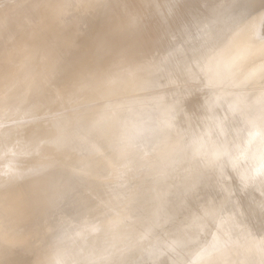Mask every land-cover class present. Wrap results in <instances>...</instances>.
Segmentation results:
<instances>
[{
	"label": "rangeland",
	"instance_id": "374dc122",
	"mask_svg": "<svg viewBox=\"0 0 264 264\" xmlns=\"http://www.w3.org/2000/svg\"><path fill=\"white\" fill-rule=\"evenodd\" d=\"M163 1L159 0L161 5L158 0H93L91 5H85L83 0H72V3L68 0H62V3L57 0H0V264H57L59 256L63 253L70 256L69 258L79 256L83 252L80 246L100 237L105 239L106 244H111L119 232L126 237L125 240L107 246L101 254L102 258L111 257L105 263L109 264V261L123 259L124 256L134 257L139 253L138 249L143 245L141 243L146 241L145 227L148 226L152 230L147 239L167 238L178 233L179 228L173 229L175 224L184 223L187 218L196 221L205 207L215 205L219 208L218 214L225 225L224 235L232 241L231 244L239 242L243 247L241 264H264V172L261 171L243 183L234 172L231 174L233 170L224 165L225 162L220 164L222 168L209 167L207 172V167L204 172V167L196 164L198 162L194 166L189 165V161L185 164L178 162L176 168L174 166V169L163 177L164 180L158 182L164 187L162 192L150 191L143 194V197L138 196L140 198L121 214L118 228L110 231L104 238L101 236L99 227L105 219L115 214V201L128 196L131 189L141 180L143 185H150V180L145 178L147 168L150 170L152 166V163H148V158L157 155L162 142L171 144L178 134L181 139L179 138L177 144L183 142L179 145L180 150L187 151L189 146L196 142L200 145L212 142V135L218 131L221 124L229 127L233 125V130L226 136H230L227 138L228 143L237 138L235 134H242L245 127L249 126L250 130L261 128L258 132L264 131V96L260 97L261 93H258L264 88V66L257 68V64H264V50H261L264 44V0H209L210 3L208 0H200L202 5L199 0H194L199 4L193 3V0ZM186 1L188 7L185 6ZM189 1L198 6L193 7ZM221 2L223 5H220ZM259 3L261 11H258ZM158 4L162 11L159 10ZM175 5L179 10H176L177 12L172 11ZM249 5L256 7L251 6L250 9ZM108 6L109 10H104ZM161 7H166L165 11L170 10L172 19L166 18L167 12L162 13L164 9ZM199 8L202 10L198 11ZM212 8L214 13L210 12ZM254 8H257L256 11ZM203 9L207 12L206 15ZM159 11L166 16L157 15L160 14ZM174 12H179V16L175 13L178 16L176 17ZM158 16L161 18L157 21ZM253 17L257 19L253 20ZM162 18L164 19L161 20ZM154 20L156 26L152 24ZM183 23L186 24L182 25ZM246 25L248 27L245 28ZM253 25L257 27L254 28ZM171 27L175 28L174 31ZM253 29L257 30H254L256 33ZM104 35L108 43L116 48H122L131 42L128 50L130 57L138 61L135 64H149L150 69L139 76L130 73L133 76H128V80L124 82L118 77L101 79L100 69L105 64H114L122 58L121 54L107 53L100 61V68L90 75H85V70L90 69L94 61H97L94 52L97 48L96 42ZM172 38L177 43H168ZM222 39L228 43L227 46ZM180 43L190 46L185 48ZM251 43H254L253 46ZM188 47L195 50L189 51ZM244 48L248 49L247 55L243 53L246 52ZM168 49L171 53L166 52ZM178 49L183 51L178 54H183L181 56L184 58L177 54ZM171 50H174V55ZM249 51L253 53L252 57ZM166 53L168 55H164ZM161 60L168 63L163 64ZM234 60L239 61V64ZM229 62L234 63V66ZM169 63L171 65H168ZM159 64L161 67H158ZM238 66L242 69H238ZM157 67L159 73L156 71ZM176 73L177 75H173ZM162 77L165 81H162ZM217 78L221 80L216 82ZM243 81L246 87L243 84V87L241 84L239 86V82ZM163 88H166V91ZM219 90L222 94H229L225 98L226 102L218 98ZM148 91L151 92V95L148 93L149 96ZM154 91L156 94H162L163 97L156 94L154 96L156 95L158 100L162 98L159 102L168 104L171 110L163 103L164 106L157 102L153 96ZM238 91L244 96L237 95ZM238 96L240 100L245 98L246 101L243 99L241 103L237 99ZM167 99L173 103H169ZM243 101L248 103L246 105L249 109ZM156 106L161 107L159 109L162 113L158 110L155 113V109H158ZM143 107L144 109H141ZM135 108L143 112L136 119H127V112ZM115 111H119L115 117H104L111 113L114 115ZM164 111L171 120L163 114ZM256 111H260L257 118ZM231 112H235L236 116ZM242 113L244 119L241 117ZM160 115H164L165 119L160 118ZM179 117L184 119L181 121ZM106 118L109 122L119 123L118 126L103 128L106 126L103 125ZM173 119L177 128L182 126L174 132L171 131ZM184 120L188 122L185 123ZM206 124L210 126L209 131ZM187 125L191 127L187 128ZM202 128L205 131L201 130ZM179 130L184 134L179 133ZM195 133L197 135L193 136ZM254 135L255 132L250 133L246 138L251 139ZM222 139L224 138L220 136V140ZM189 158L194 159L190 163L195 162L196 157ZM195 165L199 166V170ZM191 166L196 172L199 171V177L204 176L203 184L199 183L202 179L196 172L194 174L197 177L194 175L190 180L184 181L185 177L181 176L185 173L183 168L187 169V172L192 170ZM242 166L243 164L240 165ZM111 167L114 171H110ZM263 168L264 158L256 169ZM218 171L222 172L217 174ZM248 171L250 173V170ZM254 171L251 169L253 175L256 173ZM214 173L217 176L215 174L211 178ZM219 175L221 179H218ZM214 182L217 185H214ZM221 182H224L223 185ZM211 186L213 188L210 189ZM224 187L228 188L227 192ZM222 193L225 195H221ZM134 205L139 206L141 212L140 208L137 209ZM143 210L147 212L144 213ZM153 210L159 214H171L165 219L159 214L156 216ZM138 215L140 220L142 217L143 220L146 218L145 222L141 220L136 223ZM230 226L236 227L232 233L227 230ZM141 235L144 236L143 241H140ZM138 241V245L134 244ZM131 246L133 248L130 249ZM101 261L103 263L104 260Z\"/></svg>",
	"mask_w": 264,
	"mask_h": 264
},
{
	"label": "bare ground",
	"instance_id": "6f19581e",
	"mask_svg": "<svg viewBox=\"0 0 264 264\" xmlns=\"http://www.w3.org/2000/svg\"><path fill=\"white\" fill-rule=\"evenodd\" d=\"M51 1V0H50ZM54 1H56V0H54ZM58 2H59V0H57ZM64 1V0H63ZM72 0H68V2H70V3H72L71 2ZM80 1V0H79ZM82 1V0H81ZM85 3V5H87V4H92V2H93V0H83ZM97 1V0H96ZM163 1V0H162ZM168 1V0H167ZM175 1V0H174ZM191 1V0H190ZM190 1H189V4H191L190 3ZM195 1H198V0H195ZM230 1V0H229ZM240 1V0H239ZM247 1H249V0H247ZM253 1V0H252ZM251 1V2H252ZM46 2H49V1H46ZM65 2H66V0H65ZM73 2H74V0H73ZM76 2H77V0H76ZM99 2V1H98ZM158 2H159V0H158ZM161 2V1H160ZM159 2V3H160ZM164 2V1H163ZM176 2H179V0H176ZM176 2H174L175 4H176ZM182 1H180V3H181ZM183 2H184V0H183ZM181 3V4H184V3ZM192 2V1H191ZM199 2H200V0H199ZM202 2V1H201ZM201 2H200V4H201ZM207 2H209V0L207 1ZM207 2H206V4H207ZM214 2V1H213ZM216 2V1H215ZM214 2V3H215ZM245 2V1H244ZM59 3H62V0L59 2ZM87 3V4H86ZM100 3V2H99ZM173 3V4H174ZM193 3H195V4H199L198 2H194V0H193ZM193 3L191 4V5H193ZM210 3V2H209ZM238 3V2H237ZM256 3V2H255ZM74 5H75V3H73ZM72 4V5H73ZM95 4H97V3H95ZM161 4V3H160ZM165 4V3H164ZM187 1H186V3H185V6H187ZM250 4V3H249ZM252 4H254V3H252ZM257 4V3H256ZM256 4H254V5H256ZM260 4L261 3H259L257 6H258V11H261V9L259 10V6H260ZM44 5H46L45 4V1H44ZM71 5V4H70ZM98 5V4H97ZM101 5V4H100ZM162 5V4H161ZM178 5V4H177ZM202 5V4H201ZM211 5V4H210ZM220 5H223V3L221 2L220 3ZM239 5V4H238ZM254 5H251V6H254ZM158 6H159V4H158ZM172 6V5H171ZM176 6V5H175ZM183 6V5H182ZM185 6H184V8H185ZM190 6V5H189ZM196 6H198V5H196ZM196 6L195 5H193V7H195L196 8ZM212 6H214V5H212ZM217 6V5H216ZM250 6V5H249ZM251 6H250V9H251ZM262 6V5H261ZM180 7H181V5H180ZM188 7V6H187ZM236 7V6H235ZM254 7H256V6H254ZM98 8H100V7H98ZM109 6L106 8V9H104V10H109ZM163 7H161V9H162ZM172 8V7H171ZM176 8H178L177 6L172 10V11H179L178 9H176ZM191 8V7H190ZM189 8V9H190ZM198 8V7H197ZM201 8V7H200ZM198 9V11H200V10H202V9ZM209 8V7H208ZM249 8V7H248ZM253 8V7H252ZM164 10H163V12L162 13H164V11L166 10V7L165 8H163ZM181 9H183V7L181 8ZM186 9V8H185ZM184 9V10H185ZM255 9V11H256V9L257 8H254ZM253 9V10H254ZM97 10V9H96ZM100 10V9H99ZM159 10H160V6H159ZM187 10V9H186ZM193 10H196V9H193ZM209 10V9H208ZM160 11H162V10H160ZM159 11V12H160ZM170 11V10H169ZM169 11H165V12H167L166 14H167V19H169L168 17H170V14H169ZM176 11V12H177ZM189 11V10H188ZM203 11H205L204 9H203ZM219 11H221V10H218V12ZM235 11V10H234ZM243 11V10H242ZM241 11V12H242ZM248 11V10H247ZM254 11V12H255ZM84 13H86L85 11H83ZM89 12V11H88ZM87 12V13H88ZM158 12V13H159ZM176 12H174V15H175V13ZM186 12V11H185ZM195 12V11H194ZM197 12V11H196ZM210 12H212V13H214L213 12V8H212V11H210ZM209 12V13H210ZM251 12H253L252 10H251ZM179 13V12H178ZM178 13H176V14H178ZM184 13V12H183ZM187 13V12H186ZM189 13V12H188ZM198 13V12H197ZM206 11H205V15H206ZM216 13V12H215ZM235 13V12H234ZM243 13V12H242ZM256 13V12H255ZM254 13V14H255ZM262 13V12H261ZM89 14V13H88ZM87 14V15H88ZM94 14V13H93ZM160 14H161V12H160ZM157 14V15H159V16H163L164 14ZM169 14V15H168ZM171 14H172V12H171ZM182 14V13H181ZM192 14H194V13H192ZM199 14V13H198ZM202 14H203V12H202ZM91 15V14H90ZM190 15V14H189ZM251 15V14H250ZM261 15V14H260ZM262 15H263V13H262ZM261 15V16H262ZM85 16V15H84ZM92 16V15H91ZM158 16V17H159ZM164 16H166V15H164ZM173 16V15H172ZM176 16V15H175ZM175 16H173L174 18H175ZM178 16H179V14H178ZM178 16H176V17H178ZM182 16H184V15H182ZM188 16V14H186V17ZM202 16V15H201ZM220 16H221V14H220ZM256 16H258V15H256ZM83 17V16H82ZM185 17V16H184ZM193 17H194V15H193ZM197 17H198V15H197ZM240 17V16H239ZM249 17V16H248ZM250 17H252V16H250ZM259 17V16H258ZM263 17V16H262ZM84 18H86V17H84ZM160 18L161 17H159V19H157V21L158 20H160ZM165 18V19H166ZM171 18V17H170ZM180 18V17H179ZM183 18V17H182ZM189 18H190V16H189ZM188 18V19H189ZM244 18V17H243ZM254 18V17H253ZM253 18H251V19H253ZM256 19H257V17H255ZM253 19V20H256V19ZM83 19V18H82ZM154 19V18H153ZM164 18H162L161 20H163ZM172 19V18H171ZM175 19H177V18H175ZM187 19V18H186ZM187 19V20H188ZM198 19H199V17H198ZM229 19V18H228ZM264 19V18H263ZM84 20V19H83ZM90 20V19H89ZM156 20V19H155ZM154 20V22L153 21H151V22H153L152 24H154V26H156L155 25V23H156V21ZM182 20H184V18L182 19ZM191 20H193V19H191ZM195 20H197V19H195ZM227 20V19H226ZM244 20V19H243ZM84 21H86V19L84 20ZM190 21V20H189ZM201 21V20H200ZM219 21V20H218ZM232 21V20H231ZM176 22V21H175ZM179 22V19H178V21L176 22V24ZM185 22V21H184ZM204 22V21H203ZM222 22V21H221ZM248 22V21H247ZM258 22H259V20H258ZM258 22H256V24L258 23ZM192 23V22H191ZM190 23V24H191ZM198 23V22H197ZM201 23V22H200ZM147 24H150V23H147ZM152 24H150V25H152ZM173 24H174V22H173ZM186 24V23H185ZM184 23L182 24V25H185ZM199 24V23H198ZM246 23H244V25H245ZM251 24H252V22H251ZM255 24V23H254ZM193 25V24H192ZM199 25H201V24H199ZM224 25V24H223ZM237 25V24H236ZM261 25V24H260ZM264 25V24H263ZM153 26V25H152ZM174 26V25H173ZM180 26H181V24H180ZM194 26V25H193ZM258 26H259V23H258ZM174 27H177V26H174ZM174 27H171V29H173ZM187 27H189V26H187ZM226 27V26H225ZM246 27H248L247 25L245 26V28ZM253 27H254V25H253ZM257 27V26H256ZM256 27H254V28H256ZM151 28H153V27H151ZM179 29H180V27H178ZM176 29L177 31H179V29ZM185 28V27H184ZM183 28V30H185ZM199 28V27H198ZM215 28V27H214ZM147 29H148V27H147ZM170 29V31H172ZM175 29V28H174ZM174 29H173V31H174ZM181 29H182V27H181ZM218 29V28H217ZM222 29V28H221ZM242 29H243V26H242ZM258 29H259V27H258ZM263 29V28H262ZM196 30V29H195ZM205 30V29H204ZM223 30V29H222ZM227 30V29H226ZM254 30H256V29H253V31ZM260 30V29H259ZM152 31V30H151ZM176 31V32H177ZM187 31V30H186ZM189 31V30H188ZM192 32H193V29L191 30ZM198 31H199V29H198ZM202 31V30H201ZM208 31V30H207ZM250 31V30H249ZM257 31V30H256ZM256 31H254L255 33H256ZM264 31V30H263ZM159 32V31H158ZM175 32V33H176ZM180 32H183V31H181L180 30ZM191 32V33H192ZM244 32V31H243ZM174 33V32H173ZM260 33V32H259ZM102 34H104V33H102ZM107 33H105V35H106ZM172 34V33H171ZM180 34V33H179ZM178 34V35H179ZM186 34V33H185ZM184 34V35H185ZM201 34V33H200ZM213 34V33H212ZM224 34V33H223ZM228 34V33H227ZM226 34V35H227ZM238 34H240V33H238ZM250 34V33H249ZM105 35L104 36H102V37H100L98 40H97V42H96V46L95 47H97L96 48V50L94 51L95 52V56H96V60L97 61H94V65L90 68V69H87V70H85V72H84V74L85 75H90L91 73H94L93 71H95L96 69L98 70V68H100V66H101V64H100V61H101V59L103 58V57H105V55L107 54V53H117V54H121L122 55V58L118 61V62H116V63H114V64H112V63H107V64H105L101 69H100V71H101V75H100V78L101 79H106V80H110V79H113V78H116V77H118L122 82H124V81H126V80H128V76H130V77H132L133 75L134 76H139V75H143L144 73L143 72H146V71H148L150 68H149V64H146V63H144V62H140L139 64H135V63H137L138 61H135V58H132V57H130V54H129V52H128V50H129V48H130V43H126L125 45H124V47H120V48H116L115 47V45H112V44H109L108 43V41H107V37H105ZM158 35V34H157ZM182 35V34H181ZM180 35V36H181ZM189 35V34H188ZM217 35V34H216ZM242 35V34H241ZM245 35V34H244ZM243 35V36H244ZM247 35V34H246ZM153 36H156V35H153ZM187 36V35H186ZM200 36V35H199ZM222 37H223V35H222ZM158 38V37H157ZM170 38H171V36H170ZM185 38V37H184ZM187 38V37H186ZM192 38V37H191ZM227 38V37H226ZM243 38V37H242ZM249 38V37H248ZM247 38V39H248ZM252 38H254V37H252ZM154 39H156V38H154ZM161 39V38H160ZM168 39L169 38H167V41H168ZM173 39V40H172ZM172 39H170V40H172V41H169L168 43H170V42H172L171 43V45H173L174 43H177V42H175V39L174 38H172ZM206 39V38H205ZM225 39V38H224ZM181 40H183L182 38H181ZM181 40H179V41H181ZM226 40H228V39H226ZM225 40V41H226ZM166 41V42H167ZM184 41V40H183ZM220 41V40H219ZM222 41H223V39H222ZM241 41V40H240ZM242 41H243V39H242ZM250 41V40H249ZM165 42V43H166ZM196 42V41H195ZM207 42H209V41H207ZM224 42V41H223ZM245 42V41H244ZM256 42V41H255ZM188 43V42H187ZM243 43V42H242ZM246 43V42H245ZM185 43H183V44H181L180 43V45H184ZM194 44V43H193ZM200 44V43H199ZM202 44V43H201ZM209 44V43H208ZM212 44V43H211ZM224 44H226L225 42H224ZM228 44V43H227ZM227 44H226V46H227ZM249 44V43H248ZM248 44H247V46H248ZM252 44V43H251ZM254 44V43H253ZM253 44H252V46H253ZM177 45V44H176ZM188 44H186L185 46H187ZM192 45V44H191ZM203 45V44H202ZM210 45V44H209ZM221 45H223V43L221 44ZM235 45V44H234ZM245 45V44H244ZM262 45V44H261ZM185 46H183V47H185ZM188 46H190V45H188ZM195 46V45H194ZM193 46V47H194ZM224 46V45H223ZM243 46V45H242ZM250 46V45H249ZM178 47V46H177ZM180 47V46H179ZM219 47V46H218ZM222 47V46H221ZM237 47H239L238 45H237ZM243 47H245V46H243ZM258 47H260V46H258ZM264 44H263V46H262V48H261V50L263 49L264 50ZM171 49L173 48V47H170ZM185 48H187V47H185ZM189 48V47H188ZM223 48V47H222ZM234 48H236V47H234ZM253 48V47H252ZM251 48V49H252ZM183 49V48H182ZM190 49L191 50H195V48L194 49H192V48H189V51H190ZM215 48H213V50H214ZM245 49V48H244ZM250 49V50H251ZM255 49V48H254ZM256 49H257V51H258V48L256 47ZM169 51H167L166 50V52H170V49H168ZM175 51H176V47H175V49H174ZM173 50V51H174ZM224 50V49H223ZM226 50V49H225ZM239 51H241L240 49H238ZM246 50V49H245ZM253 50V49H252ZM261 50H259V52L261 51ZM172 51V50H171ZM173 51H172V54L174 55V53H173ZM178 52H177V54L179 53V51H181V52H183L182 50H180V49H178L177 50ZM185 51V50H184ZM206 51V50H205ZM256 51V52H257ZM186 52H188L187 51V49H186ZM226 52V51H225ZM224 52V53H225ZM251 51H249V55H250V57H252V54L253 53H250ZM255 52V51H254ZM264 52V51H263ZM171 53V52H170ZM176 53V52H175ZM243 53H245L246 55H247V53H248V49L246 50V52L244 51ZM242 52H241V54L240 55H242L243 54ZM171 54V55H172ZM190 54V53H189ZM197 54V53H196ZM216 54V53H215ZM260 54V53H259ZM164 55H168L167 53L166 54H164ZM178 55H180V54H178ZM177 55V56H178ZM181 55H183V54H181ZM180 55V56H181ZM188 55V54H187ZM245 55V56H246ZM177 56H175V57H177ZM238 57H239V55H237ZM171 57V56H170ZM181 57H183L184 58V56H181ZM188 57H189V55H188ZM236 57V56H235ZM243 57V56H242ZM249 57V56H248ZM249 57V58H250ZM254 57V56H253ZM164 59H165V57H163ZM186 58V57H185ZM212 58V57H211ZM223 58V57H222ZM227 58V57H226ZM249 58H247V59H249ZM164 59H162V60H164ZM177 59V58H176ZM189 59V58H188ZM234 59H237V58H234ZM246 59V60H247ZM162 60H161V63H163L164 64V62H162ZM165 60H167V59H165ZM227 60V59H226ZM251 60V59H250ZM160 61V60H159ZM215 61V60H214ZM217 61H218V58H217ZM233 61V60H232ZM234 61H236L237 63L239 62V61H237V60H234ZM241 61H243V60H241ZM249 61V60H248ZM247 61V62H248ZM171 62V61H170ZM181 62V61H180ZM189 62H190V60H189ZM196 62H199V61H196ZM226 62V61H225ZM159 63V62H158ZM160 63V64H161ZM168 62L166 61L165 62V64H167ZM175 63V62H174ZM176 63H177V61H176ZM230 64H231V62H229ZM237 63H235V65L237 64ZM242 63H244V61L242 62ZM246 63V62H245ZM135 64V65H134ZM159 64V65H160ZM211 64H212V61H211ZM233 64V66H234V63H232ZM231 64V65H232ZM239 64V63H238ZM168 65H171L170 63L168 64ZM175 65V64H174ZM256 65V64H255ZM133 66V67H132ZM201 66V65H200ZM249 67L251 66L250 65V62H249V65H248ZM262 66H264V64H262V65H258L257 64V68L259 69L260 67L262 68ZM158 67H161V65L160 66H158ZM158 67L156 68L157 70V72H158ZM163 67H164V65H163ZM202 67V66H201ZM221 67V66H220ZM225 67V66H224ZM241 66H238V69L240 68ZM244 67V66H243ZM249 67H247V68H249ZM177 68V67H176ZM202 68H204V67H202ZM208 68V67H207ZM206 68V69H207ZM210 68V67H209ZM212 68V67H211ZM260 68V69H261ZM161 69V68H160ZM206 69H204V70H206ZM217 69V68H216ZM221 69V68H220ZM229 69V68H228ZM240 69H242V67L240 68ZM245 69V68H244ZM244 69H243V71H244ZM163 70V69H162ZM162 70H161V72H162ZM168 70V69H167ZM181 70V69H180ZM215 70V69H214ZM233 70H235V69H233ZM156 71H154V73L156 72ZM221 71V70H220ZM230 71V70H229ZM242 71V72H243ZM171 72H172V69H171ZM174 72V71H173ZM191 72V71H190ZM194 72V71H193ZM203 72V71H202ZM214 72V71H213ZM219 72V71H218ZM232 72V71H231ZM240 72V71H239ZM241 72V73H242ZM130 73H132L133 75H130ZM159 73V72H158ZM212 73V72H211ZM223 73V72H222ZM237 73V72H236ZM165 74H167L166 72H165ZM193 74V73H192ZM213 74V73H212ZM220 74H221V72H220ZM162 75V74H161ZM169 75V74H168ZM173 75H177V73L176 74H173ZM195 75H197L196 73H195ZM200 75V74H199ZM209 75V74H208ZM241 75V74H240ZM163 76V75H162ZM201 76V75H200ZM203 76V75H202ZM212 76V75H211ZM158 77H159V75H158ZM164 77L166 78V75H164ZM168 77V76H167ZM192 77H194V76H192ZM204 77V76H203ZM206 77V76H205ZM228 77V76H227ZM229 77H230V75H229ZM207 78V77H206ZM238 78V77H237ZM159 79H160V77H159ZM162 81H165L164 80V78L162 77ZM168 79V78H167ZM166 79V80H167ZM204 79V78H203ZM211 79V78H210ZM231 79V78H230ZM229 79V80H230ZM158 80V79H157ZM172 80V79H171ZM221 79L220 78H217L216 79V82L217 81H220ZM228 80V79H227ZM226 80V82H228ZM244 80V79H243ZM169 81V80H168ZM175 81V80H174ZM206 81H207V79H206ZM225 81V80H224ZM223 81V82H224ZM121 82V83H122ZM151 83V82H150ZM165 83H167V81L165 82ZM171 83V82H170ZM173 83V82H172ZM190 83V82H189ZM203 83V82H202ZM238 83V82H237ZM245 83V81H243L242 83L241 82H239V86H241L242 84L243 85H245V87L247 86L246 85V83ZM1 84V83H0ZM157 84L158 85H160L158 82H157ZM174 84H175V82H174ZM207 84H208V82H207ZM213 84V83H212ZM241 84V85H240ZM156 85V84H155ZM158 85H156V87L158 86ZM169 85V84H168ZM168 85L166 86V87H168ZM171 85H173V84H171ZM192 85V84H191ZM202 85V84H201ZM205 85V84H204ZM209 85V84H208ZM243 85H242V87H243ZM162 86H163V83H162ZM162 86H159L160 88H162ZM181 86V85H180ZM213 86V85H212ZM153 87V86H152ZM164 87V86H163ZM170 87V86H169ZM223 87V86H222ZM225 87V86H224ZM241 87V88H242ZM250 87H252V86H250ZM250 87H248V88H250ZM155 88V87H154ZM207 88H208V86H207ZM185 89H187V88H185ZM191 89V88H190ZM200 89V88H199ZM204 89H206V88H204ZM221 90H223L222 88H220ZM239 89V88H238ZM154 90V89H153ZM153 90H151V91H153ZM163 90H164V88H163ZM163 90H161V89H159V91L161 92H163ZM209 90H210V88H209ZM221 90H219V92L217 93V96H218V98L222 101V99L225 101V98L226 97H228V95H227V92L226 93H221L222 91ZM232 90V89H231ZM243 90V89H242ZM244 90H245V88H244ZM155 91H156V89H155ZM154 91V92H155ZM164 91H166V88H165V90ZM176 91V90H175ZM174 91V92H175ZM192 91H193V89H192ZM214 91V90H213ZM241 91V90H240ZM240 91H238V93H236L237 95L239 94V92ZM156 92H158V91H156ZM156 92L155 93H153V96H154V94H156ZM170 92H171V90H170ZM170 92H168V96L170 95L169 93ZM173 92V91H172ZM190 92V91H189ZM236 92V91H235ZM148 93L150 94L151 92L150 91H148L147 92V95H148ZM165 93V92H164ZM163 93V94H164ZM187 93V92H186ZM194 93V92H193ZM196 93V92H195ZM198 94H199V92H197ZM204 93H205V91H204ZM214 93V92H213ZM246 93V92H245ZM244 93V94H245ZM258 93H261V95H260V97L261 96H264V88L263 89H261L260 90V92H258ZM165 94H167V92L165 93ZM164 94V95H165ZM188 94H190V93H188ZM187 94V95H188ZM235 94V95H236ZM24 95V94H23ZM151 95V94H150ZM157 96L159 95V97L162 95H160V94H156ZM155 95V96H156ZM179 95V94H178ZM234 95V94H233ZM240 95V97H243V96H241V93L239 94ZM149 96V95H148ZM154 96V97H155ZM190 96V95H189ZM248 96V95H247ZM146 97V96H145ZM154 97H153V99H154ZM161 97H163V96H161ZM170 97H171V95L169 96V99H170ZM173 97V96H172ZM185 97V96H184ZM204 97H205V95H204ZM203 97V98H204ZM212 97V96H211ZM213 97H214V95H213ZM233 97V96H232ZM231 97V98H232ZM239 96H238V98L237 99H239L240 98ZM147 98V97H146ZM156 98V97H155ZM165 98V97H164ZM166 98H167V95H166ZM165 98V99H166ZM181 98V97H180ZM191 98V97H190ZM205 98H207V97H205ZM210 98V97H209ZM234 98H235V96H234ZM233 98V99H234ZM247 98V97H246ZM150 100H152L151 98H149ZM157 99V98H156ZM162 99V98H161ZM161 99H157V102H159V101H161ZM173 99H176V98H173ZM186 99H187V97H186ZM193 99V98H192ZM229 99V98H228ZM243 99H245V98H242L241 100H243ZM146 100V99H145ZM171 100H172V98H171ZM184 100V99H183ZM189 100V99H188ZM194 100V99H193ZM209 100V99H208ZM212 100V99H211ZM210 100V101H211ZM240 100V99H239ZM241 100H240V102H241ZM164 101V100H163ZM167 101H168V99H167ZM166 100H165V102L166 103H168ZM173 101V100H172ZM175 101V100H174ZM187 101V100H186ZM203 101V100H202ZM207 101V100H206ZM214 101V100H213ZM236 101H238V100H236ZM244 101H246V99L244 100ZM243 101V102H244ZM146 102H148V101H146ZM152 102V101H151ZM154 102H155V100H154ZM196 102V101H195ZM199 102V101H198ZM212 102V101H211ZM226 102V101H225ZM239 102V103H240ZM150 103V102H149ZM160 103V105H165V107L168 105H166L165 103H163V102H159ZM163 103V104H162ZM169 103H173V102H169ZM175 103V102H174ZM185 103V102H184ZM204 103H206V102H204ZM235 103V102H234ZM242 103V102H241ZM245 104V106H247L246 104H248L247 102H244ZM156 104V103H155ZM154 104V105H155ZM158 104V103H157ZM177 104V103H176ZM193 104V103H192ZM196 104V103H195ZM216 104V103H215ZM214 104V105H215ZM219 104V103H218ZM221 104H223V103H221ZM236 104H238V103H236ZM143 105V104H142ZM150 105H152V104H150ZM163 105V106H164ZM202 105H203V102H202ZM207 105V104H206ZM211 105V104H210ZM210 105H208V106H210ZM213 105V104H212ZM229 105V104H228ZM239 105V104H238ZM250 105H251V103H250ZM159 106V105H158ZM174 106V105H173ZM207 106V107H208ZM231 106V105H230ZM235 106V105H234ZM164 107V109H166ZM169 106H167V108H168ZM180 107V106H179ZM194 107V106H193ZM206 107V106H205ZM204 107V108H205ZM220 107V106H219ZM228 106H226V108H227ZM240 107V106H239ZM156 108H158V109H155L156 110V112L155 113H157L158 111H160V109L159 108H161V107H157L156 106ZM171 108V107H170ZM174 108V107H173ZM190 108V107H189ZM209 108V107H208ZM233 108V107H232ZM235 108V107H234ZM242 108H245V110H247L246 109V107H242ZM247 108H248V106H247ZM141 109H144V107L143 108H141ZM141 109H132V110H130L129 111V113L127 112V114H126V117H127V119H136V117L139 115V114H141V112H143V111H140ZM163 109V110H164ZM180 109V108H179ZM193 109V108H192ZM203 109V108H202ZM240 109V108H239ZM249 109V108H248ZM147 110V109H146ZM158 110V111H157ZM168 110H171V109H169L168 108ZM188 110V109H187ZM194 110V109H193ZM198 110V109H197ZM235 109H233V111H234ZM238 110V109H237ZM241 110V109H240ZM257 110V109H256ZM174 111V110H173ZM201 111V110H200ZM209 111V110H208ZM229 111V110H228ZM230 111H231V107H230ZM242 111V110H241ZM119 111H115L114 112V115H113V113H111V114H109V115H105L104 117H115V115H117V113H118ZM149 112V111H148ZM161 112V111H160ZM159 112V113H160ZM166 111H164L163 112V114L164 115H166V113H165ZM168 112V111H167ZM170 112V111H169ZM168 112V113H169ZM177 112H178V110H177ZM180 112V111H179ZM188 112V111H187ZM190 112V111H189ZM206 112V111H205ZM257 112V111H256ZM260 112V111H259ZM259 112H257L258 114L256 115V113H255V116H256V118H257V116L258 115H260L259 114ZM162 113V112H161ZM160 113V114H161ZM192 113V112H191ZM222 113V112H221ZM230 113V112H229ZM232 113V112H231ZM234 114H235V112H233ZM232 113V114H233ZM238 113H239V111H238ZM186 114H188V113H186ZM193 115H194V113H192ZM198 114V113H197ZM202 114H203V112H202ZM209 114V113H208ZM261 114H262V112H261ZM156 115V114H155ZM159 115V114H158ZM158 115H156V116H158ZM164 115L161 117V115H160V118H164ZM183 115V114H182ZM199 115V114H198ZM201 115V114H200ZM242 115L243 116H241V117H243V119L245 118L244 117V113H242ZM155 116V117H156ZM167 116V118H168V115H166ZM173 116H174V114H173ZM172 116V117H173ZM177 116V115H176ZM179 116H180V113H179ZM187 116V115H186ZM192 115L190 114V117H191ZM234 116V115H233ZM235 116H236V114H235ZM185 117V116H184ZM184 117H183V119H184ZM197 117V116H196ZM199 117V116H198ZM238 117V116H237ZM253 117H254V115H253ZM173 118H175V117H173ZM180 118V117H179ZM182 118V117H181ZM180 118V119H181ZM193 118H195V116L193 117ZM238 118H240V116L238 117ZM165 119V118H164ZM169 120H171V117H169L168 118ZM177 119H178V116H177ZM183 119H181V121L183 120ZM192 119V118H191ZM196 119V118H195ZM235 119H236V117H235ZM253 119H255V117L253 118ZM163 120V119H162ZM179 120V119H178ZM177 120V121H178ZM185 120H187V119H185ZM185 120H184V122H185ZM205 120V119H204ZM257 120V119H256ZM161 121V120H160ZM167 121V120H166ZM173 121L174 122H172L171 121V131L172 132H174V131H178L177 129H180V126L177 128L176 126H177V123L175 122V120L173 119ZM206 121V120H205ZM234 121V120H233ZM237 121V120H236ZM235 121V122H236ZM184 122H182V125L184 124ZM188 122V121H187ZM187 122H185V123H187ZM190 122V121H189ZM193 122V121H192ZM210 123H211V125H212V122L211 121H209ZM256 122V121H255ZM170 123V122H169ZM234 123V122H233ZM240 123V122H239ZM257 123V122H256ZM255 123V124H256ZM118 124L119 123H115V122H109V120L106 118V120H103V125H106V126H104L103 128H106V129H109V128H114V127H117L118 126ZM161 124V123H160ZM191 124V123H190ZM185 125V124H184ZM183 125V126H184ZM191 125H193V124H191ZM204 125L205 124H203V126L202 127H204ZM214 125H215V123H214ZM236 125V124H235ZM206 126H207V124H206ZM233 126V125H232ZM229 127V126H227V125H225V124H221L219 127H218V131H216L215 133H213V135H212V142H210V143H208V144H203V145H200V144H198V142H196V143H194V144H191L190 146H189V148L187 149V151H182V150H180V148H179V145H180V143H183V142H180V143H178L177 144V142H178V140H179V135L177 136L176 134V136L178 137V139L176 140L175 138H176V136H175V138L173 139V142H171V144L169 143L168 144V142H162V144L160 145V147H161V149L159 148V151H158V153H157V155L156 156H151V158H148V163H152V166H151V168H150V170L147 168V175H145L146 177V179L148 178V180H150L149 181V183H150V185H143L144 183H143V180H141V181H139V182H137V184L131 189V191L129 192V195L128 196H126L125 198H120V200L118 199L117 200V202L115 201V206L113 207V209L115 210V214L113 215V216H111V217H109V218H107V219H105L102 223H101V226L99 227L100 229H101V233H102V235L101 236H103V238L105 237V236H107L109 233H111L110 231H114L115 229H117L118 228V226H117V224H118V221L120 220V217H121V214H123L126 210H127V208L129 207V206H131L132 205V203L133 202H136L140 197H138V196H142L143 194H147V192H158V191H160V192H162V188H164L163 186H161V184H159L160 182H161V180H164L163 179V177H165L168 173H169V171H171V170H173L174 169V166H175V168H176V164H179L178 162H180V163H183V164H185V163H187L188 161H189V165L191 164H193V166H194V164L196 163V162H198V163H196V164H198L200 167H204V169H202L203 171L205 170V168L207 167V169H206V172H207V170H208V168L209 167H212V168H218V167H220V168H222L221 166H220V164L222 163H224V165H227V167H229V168H231V170H233V171H231V174H232V172H234L235 173V175L238 177V179H240L243 183L244 182H246V181H249V179H250V177H252V176H256V174H258V173H260L261 171H263L264 172V168H263V170L262 169H256L259 165H260V163H261V160H263V158H264V131H261V132H258L259 130H261V128H258V129H254V130H250L248 127H245L244 129H243V131H242V134H239V135H237V134H235L234 136H236L237 138H235V139H233V140H230V143H228L227 142V140L229 141V139H227V138H230V136L229 137H227L226 138V136L228 135L227 133L228 132H231L232 130H233V127ZM187 128L188 127H191V126H186ZM208 127H210L209 125L207 126V128ZM181 128H182V126H181ZM215 128V127H214ZM213 128V129H214ZM217 128V127H216ZM236 128H238V127H236ZM116 130V129H115ZM185 130H187V129H185ZM201 130H203V128L201 129ZM181 131H182V129H181ZM203 131H205V129L203 130ZM207 131H209V128L207 129ZM248 131V132H247ZM186 132V131H185ZM253 132H255V134L256 135H254V137H252L251 139L249 138H246V137H248V135H250V133L252 134ZM176 133H178V132H176ZM179 133H181L182 135L184 134V133H182V132H180V130H179ZM189 133V132H188ZM187 133V134H188ZM166 135H170V134H166ZM181 135V136H182ZM190 135V134H189ZM197 134L195 133V134H193V136H196ZM220 136H222L224 139H222V140H220ZM186 137V136H185ZM189 137V136H188ZM164 140H168L167 138H163ZM181 139V138H180ZM183 139V138H182ZM175 140H176V142H175ZM242 140H244L242 143H244V146L242 145V143H241V141ZM247 140V141H246ZM181 141V140H180ZM218 141H220V143H217ZM216 142V143H215ZM183 145V144H182ZM240 145H241V147H240ZM138 147V146H137ZM232 147V148H231ZM237 147H240L239 149H237ZM139 148V147H138ZM182 148V147H181ZM230 148H231V151H230ZM237 149V150H236ZM233 151V152H232ZM189 157H196V159H195V162L194 163H190V161L191 160H194V159H191V158H189ZM241 161H242V164H243V166L242 167H240V165H242L241 164ZM198 165H195V168H196V166H197V170H199V166ZM182 166V165H181ZM188 166V165H187ZM193 166H191V168H192V170H189V171H187L186 172V170L187 169H185V168H183V171L185 172V173H183V171H181L183 174L181 175L182 177H185L184 178V181L186 180H190L195 174H197V176H198V172H196V169H194L193 168ZM183 167V166H182ZM185 167V166H184ZM224 167V166H223ZM110 168V167H109ZM228 168V169H229ZM194 169V170H193ZM251 169H253V170H255L254 172H256L255 173V175H253L252 173H251ZM225 170V169H224ZM248 170H250V173H248L249 171ZM110 171H114V170H112V167H111V169H110ZM201 171V170H200ZM223 171V170H222ZM222 171H220V172H222ZM228 172H229V170H227ZM196 172V173H195ZM202 172V171H201ZM205 172V171H204ZM203 172V174H207V173H204ZM210 172V171H209ZM211 172H213V171H211ZM220 172L218 171L217 172V174H220ZM226 172V171H225ZM112 173V172H111ZM195 173V174H194ZM224 173V172H223ZM199 174H201V173H199ZM210 174V173H209ZM212 174V173H211ZM216 173H214L213 175H212V177H211V175H210V177L211 178H213V176L215 175ZM217 174H216V176H217ZM228 174H230V172L228 173ZM184 175V176H183ZM227 175V174H226ZM196 176V175H195ZM196 176V177H197ZM199 177V176H198ZM210 177H208L209 179H210ZM219 177V178H218ZM217 178L218 179H221L220 178V175L218 176ZM224 177V176H223ZM233 177V176H232ZM199 178H201L202 179V182L200 181L201 179H199V183H204V181H205V178H204V176L202 177V176H200ZM203 178H204V181H203ZM198 179V178H197ZM218 179H216V180H218ZM233 179V178H232ZM213 180V179H212ZM216 180H215V182H216ZM222 180H224V181H226V180H228V179H222ZM230 181H231V179H229ZM206 181H208L209 182V185H210V181L207 179ZM221 181V180H220ZM159 182V183H158ZM215 182H214V185H217V184H215ZM148 183V184H149ZM222 184L221 185H223V183L224 182H221ZM207 183L205 182V185H206ZM221 185L219 184V186L221 187ZM206 187V186H205ZM215 187V186H214ZM210 189L211 188H213L212 186L211 187H209ZM225 189H226V192H227V190H228V188L227 187H224ZM101 189V188H100ZM222 189V188H221ZM121 190V189H120ZM146 190V191H145ZM213 190V189H212ZM216 190H218V187H217V189ZM222 191V190H221ZM116 193H118V192H115V194ZM213 193H215V192H213ZM221 195H225V193L223 194H221ZM143 197V196H142ZM141 197V198H142ZM101 199V198H100ZM137 199V200H136ZM104 202V201H103ZM134 207H136L135 205H134ZM139 207V206H138ZM138 207H136L137 209H138ZM140 208V207H139ZM135 209V208H134ZM133 209V210H134ZM144 211V210H143ZM135 212V211H134ZM137 212V214H139L138 213V211H136ZM139 212H141V208H140V210H139ZM147 212V211H146ZM145 211H144V213H146ZM153 213H155L154 212V210H153ZM219 208L215 205V207H205L204 208V210L202 211V214L201 215H199L198 217H197V219H196V221L193 219V218H187V220H186V222H182V223H179V224H175L174 226H173V229L174 228H176L175 230H177L178 228V233L176 234V235H173V236H171V235H169L167 238H158V239H155V238H151L150 237V239H147V235L152 231L151 229H150V227H145V230H146V241L144 240L143 241V235H141L140 237H142V240H140V241H143V243H141V244H143L142 246H141V248H137L138 249V251H139V253L138 254H136L134 257H128V256H124L123 257V259H118V260H116V261H109V264H186V263H188V264H241V261H240V258H241V254H242V252H243V247H242V245L239 243V242H234L233 244H231V240H229V239H227L226 238V236L224 235V233H223V231H224V226L225 225H223V221H222V219H220V216H219ZM141 214V213H140ZM156 214V216L159 214V213H155ZM169 214H171L170 212H169ZM169 214H164V213H160L159 215L160 216H162V217H165V219H168V217L170 216ZM145 215V214H144ZM241 215V213L239 214V216ZM133 216V215H132ZM135 216H136V214H135ZM139 216V215H138ZM141 216H142V214H141ZM145 216H147V215H145ZM153 216V215H152ZM201 217V218H200ZM241 217V216H240ZM140 218V216L138 217V221H136V223L137 222H139V221H141V220H143V217H142V219L140 220L139 219ZM145 218V217H144ZM155 218V217H154ZM153 218V219H154ZM146 219V218H145ZM144 219V220H145ZM152 219V218H151ZM143 220V221H144ZM155 220V219H154ZM240 220V219H239ZM145 222V221H144ZM134 223H135V221H134ZM135 223V224H136ZM154 223V222H153ZM140 224V223H139ZM167 225V224H166ZM88 226V225H87ZM143 225H141V227H142ZM135 227V225L132 227V229ZM138 227H139V225H138ZM140 227V228H141ZM155 227V226H154ZM210 227H211V229H210ZM136 229V228H135ZM153 229V228H152ZM227 229V228H226ZM234 229H236V227H231L230 226V228H228L227 230L228 231H230L231 230V233L233 232V230ZM129 230H130V228H129ZM134 230V229H133ZM137 230V229H136ZM107 231V232H106ZM112 231V232H113ZM139 231V230H138ZM138 233V232H137ZM227 235L229 234V233H226ZM233 237H235V235H232ZM125 238L126 237H124V235L122 234V235H120V233L119 232H117V234L115 235V238H113V240H112V242H110L111 244H114V243H117V242H120V241H122V240H125ZM205 239V240H204ZM234 239H236V238H234ZM105 239H102V237H100V238H98V239H94V240H91V241H89V243H86L84 246H80V249H82L83 250V252H82V254L81 255H79V256H75V257H73L72 256V258H69L70 256H66L64 253L62 254V256L60 257L59 256V258H58V263L57 264H105L108 260H110L111 259V257H107L106 256V258H102L103 256H101V254H102V252L103 251H105V249L107 248V246H112L111 244H106L105 242L106 241H104ZM204 240V241H203ZM203 241V242H202ZM136 243V245H138V243H139V241L138 242H134V244ZM145 243V244H144ZM133 244V246H136V245H134ZM195 244H196V246H195ZM133 246H131L130 247V249L131 248H133ZM83 247V248H82ZM109 249V248H108ZM57 256V255H56ZM104 260L103 261V263H101L102 261L101 260Z\"/></svg>",
	"mask_w": 264,
	"mask_h": 264
}]
</instances>
